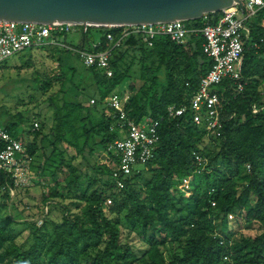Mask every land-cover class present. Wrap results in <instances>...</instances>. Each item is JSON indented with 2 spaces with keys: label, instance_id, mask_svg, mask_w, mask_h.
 I'll return each instance as SVG.
<instances>
[{
  "label": "trees",
  "instance_id": "1",
  "mask_svg": "<svg viewBox=\"0 0 264 264\" xmlns=\"http://www.w3.org/2000/svg\"><path fill=\"white\" fill-rule=\"evenodd\" d=\"M246 26L243 88L233 92L228 80L218 86L217 138L193 124L188 112L167 113L188 106L209 69L202 40L178 46L159 36L149 47L130 35L113 53L111 78L78 70L70 52L52 48L53 70L30 76L51 111L48 132L37 122V130L32 123L18 134L20 115L4 127L23 139L20 157L29 162L39 193L32 196V189L0 172V212L8 214L0 215V264H264V8ZM100 30L98 47L88 42L90 30L80 46L103 50L107 30ZM31 67L32 59L19 68ZM121 86L127 116L158 121L159 140L153 159L119 190L112 178L118 160L107 151L119 126L104 100ZM88 89L93 96L85 95ZM194 153L205 163L198 165ZM49 206L61 211L59 220H49ZM120 220L126 237L146 246L141 254L122 243Z\"/></svg>",
  "mask_w": 264,
  "mask_h": 264
},
{
  "label": "built area",
  "instance_id": "2",
  "mask_svg": "<svg viewBox=\"0 0 264 264\" xmlns=\"http://www.w3.org/2000/svg\"><path fill=\"white\" fill-rule=\"evenodd\" d=\"M239 5L243 8V12ZM262 8H264V0H239V4L233 7L219 13L202 14L199 20L191 23L172 21L108 27L85 24L84 35L89 30H107L104 36L105 48L101 51H88L80 46L82 38L78 47L65 43V36L73 31L78 32V28L83 37V25L58 22L36 25L0 21V66L27 50L57 48L75 55L85 69L103 71L107 78H111L113 72L110 62L113 53L130 35H139L149 47L159 36L167 37L178 46H185L191 38L200 39L202 54L210 60L209 69L200 79L188 106L169 107L167 113L168 117L177 118L183 117L188 112L193 124L203 125L208 135L217 138L222 129L218 86L228 80L235 84L233 92L242 91L239 66L243 58V38L248 32L246 23ZM214 14L218 16L213 20L211 16ZM99 45L98 41L91 46L96 48ZM125 98L113 92L104 100V104L114 112L119 126V138L107 149L118 160L112 178L119 190L124 187L123 180L136 172L134 171L136 166H145L153 159L154 149L159 140L157 132L159 122L131 120L124 110ZM89 103L94 104V100H90ZM252 112L256 114L259 111L253 108ZM37 129L38 124L33 123V130ZM24 150L22 138H13L5 128L0 127V172L12 174L15 184L25 185L26 174L29 171V162L20 157ZM193 158L198 165L205 163L198 154L194 153ZM211 206L214 207V203H211Z\"/></svg>",
  "mask_w": 264,
  "mask_h": 264
},
{
  "label": "water",
  "instance_id": "3",
  "mask_svg": "<svg viewBox=\"0 0 264 264\" xmlns=\"http://www.w3.org/2000/svg\"><path fill=\"white\" fill-rule=\"evenodd\" d=\"M239 0H0V21L100 27L197 21ZM241 12L243 8L239 5ZM83 41V38H82Z\"/></svg>",
  "mask_w": 264,
  "mask_h": 264
},
{
  "label": "rangeland",
  "instance_id": "4",
  "mask_svg": "<svg viewBox=\"0 0 264 264\" xmlns=\"http://www.w3.org/2000/svg\"><path fill=\"white\" fill-rule=\"evenodd\" d=\"M191 21H188V23ZM78 32L73 31L65 36V43L72 47H78L81 41L80 28L77 29ZM103 31L90 30L89 35H87L88 42L94 44L100 40ZM55 49L46 48L45 50H27L20 55L7 60L4 64L0 66V127H5L9 120H13L12 116L15 118L20 115L22 118V123L18 126V134L23 133L28 130L30 124L39 123L44 125V133H47L51 126V111L43 104L45 97L41 92L35 90L33 84L31 83L30 76L34 75L32 73L37 70V73L42 74L43 72H49L54 68V62L48 59L51 54H56ZM70 57V65L74 66L78 70H82L83 66L73 54ZM32 59L34 62V67L23 68L21 70L19 67L27 63L28 60ZM22 68V67H21ZM123 87L115 90L114 93H122ZM86 96H93V89H88L86 91ZM83 101L86 99L83 98ZM39 116V117H37ZM31 139V138H30ZM28 138V140H30ZM30 142V141H29ZM134 171H143V166H136ZM34 176L31 171L26 174L25 185L22 187H29L31 190V195L36 196L39 193V189L32 187ZM27 183V184H26ZM185 192L189 193V190L185 189ZM1 195V192H0ZM49 220H59L62 216L61 211L56 207H48ZM0 215L3 219L8 217L7 211L2 210ZM42 220H38L36 225L41 226ZM120 229L122 230V243L129 246L135 254H141L146 246L134 235L127 236V230L125 229V223L120 220ZM257 225H253V230H256ZM27 235V233H25ZM21 241V240H20Z\"/></svg>",
  "mask_w": 264,
  "mask_h": 264
}]
</instances>
